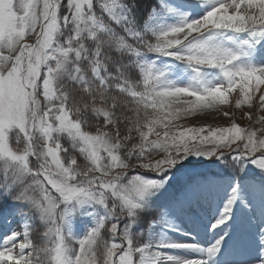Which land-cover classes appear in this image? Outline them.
Wrapping results in <instances>:
<instances>
[{
    "label": "snow or ice",
    "instance_id": "1",
    "mask_svg": "<svg viewBox=\"0 0 264 264\" xmlns=\"http://www.w3.org/2000/svg\"><path fill=\"white\" fill-rule=\"evenodd\" d=\"M237 209L264 245V0H0V264H217Z\"/></svg>",
    "mask_w": 264,
    "mask_h": 264
},
{
    "label": "rangeland",
    "instance_id": "2",
    "mask_svg": "<svg viewBox=\"0 0 264 264\" xmlns=\"http://www.w3.org/2000/svg\"><path fill=\"white\" fill-rule=\"evenodd\" d=\"M194 14H200L199 11L197 10L196 13ZM207 122L209 123H213V124H226L227 121L224 120V119H220V120H212V119H209ZM191 123H198V122H186V126H188L189 124ZM241 123H246V121H242ZM249 167H254V166H251L249 165ZM223 169L224 173L226 176L228 175H231L232 174V170L230 168H223V166L221 165H209V167H202V168H189L187 167V170H190V171H210L211 173H216V172H219ZM230 183V181L228 180H224L223 181V187L220 189V191L217 193L216 197L210 201V203L206 206L203 214H202V217L200 218H192L190 216H178V217H175L174 218V222L177 226H179L180 228L183 229V231L185 232H192V224L190 223V219L192 218L193 220L195 221H199L200 223L204 224L206 226V222H207V218L209 215H213L215 214V212L218 210V208L220 206H222V202H223V199L225 198V195H226V192H227V186L228 184ZM243 215L244 212L243 210L241 209H237L236 210V215ZM246 214V217H247V231H249L253 225L255 228V224H257L256 222L258 220H260V217L257 216L255 219H252V214L251 213H245ZM256 221V222H255ZM92 218L88 215H81V214H74L73 217L71 218V220L69 221V227L71 228V230L76 234V235H82L83 232L86 230L87 227H89L92 223ZM260 224V223H259ZM257 224V225H259ZM250 227V228H249ZM230 233V232H229ZM214 234V233H213ZM248 234V232L246 233ZM159 235L161 237L163 236H167L169 238H175V239H179V238H184V237H180V234L179 233H173L171 231H168L166 229H164L162 226H161V230L159 232ZM231 235L228 234V236L225 237V240H224V243L225 241L229 238V236ZM215 236V234H214ZM206 242L208 243L210 240H212V235L211 233H208V236L206 237ZM167 251H175V250H167Z\"/></svg>",
    "mask_w": 264,
    "mask_h": 264
},
{
    "label": "trees",
    "instance_id": "3",
    "mask_svg": "<svg viewBox=\"0 0 264 264\" xmlns=\"http://www.w3.org/2000/svg\"><path fill=\"white\" fill-rule=\"evenodd\" d=\"M201 161L205 162V161H207V159H205L203 157H195V156H192V157H189L187 160L182 161L181 163L182 164H187V163H190L191 162V163H195V164H200Z\"/></svg>",
    "mask_w": 264,
    "mask_h": 264
},
{
    "label": "bare ground",
    "instance_id": "4",
    "mask_svg": "<svg viewBox=\"0 0 264 264\" xmlns=\"http://www.w3.org/2000/svg\"><path fill=\"white\" fill-rule=\"evenodd\" d=\"M256 222V221H255ZM257 224H259V223H261V219L260 220H258L257 222H256ZM257 224H255V228H253L252 229V231H250V233L248 232V234L249 235H255V236H257V233H258V228H257ZM250 228V227H249Z\"/></svg>",
    "mask_w": 264,
    "mask_h": 264
}]
</instances>
